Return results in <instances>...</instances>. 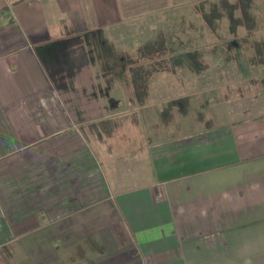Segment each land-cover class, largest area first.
<instances>
[{"label":"crops","instance_id":"0c3cea01","mask_svg":"<svg viewBox=\"0 0 264 264\" xmlns=\"http://www.w3.org/2000/svg\"><path fill=\"white\" fill-rule=\"evenodd\" d=\"M232 16L0 0V264H264V57L217 61Z\"/></svg>","mask_w":264,"mask_h":264},{"label":"rangeland","instance_id":"374dc122","mask_svg":"<svg viewBox=\"0 0 264 264\" xmlns=\"http://www.w3.org/2000/svg\"><path fill=\"white\" fill-rule=\"evenodd\" d=\"M216 4L218 9L224 10L220 6L222 3L217 2ZM262 9H264V2L262 1L233 0L230 2L228 0V11H231L233 16L231 19H225L224 23H220L224 27L219 28L216 38L218 41L223 42V48L216 51L218 54L222 53L221 58L217 61H226L224 60L225 52L227 53L226 56L230 58L229 61H240L241 58L246 60L243 57H248L249 60L255 61L256 58L264 57V18L256 17L258 11ZM228 21L230 26L228 27V33H225V26ZM237 26H239V30H237ZM241 26L242 28H240ZM226 41H228V44ZM213 53H215L214 49L207 48L198 51L196 54L187 50L185 61H192L190 59L195 56H197L196 61L198 59H200L199 61H212Z\"/></svg>","mask_w":264,"mask_h":264}]
</instances>
